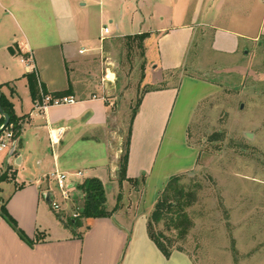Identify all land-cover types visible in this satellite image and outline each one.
<instances>
[{
	"label": "crops",
	"instance_id": "1",
	"mask_svg": "<svg viewBox=\"0 0 264 264\" xmlns=\"http://www.w3.org/2000/svg\"><path fill=\"white\" fill-rule=\"evenodd\" d=\"M112 1L0 0V14L8 12L14 24L11 32L3 20L0 23V83H10L3 92L16 114L25 116L22 143L14 150L0 151V170L8 167L15 172L14 179L0 181V198L8 199V211L36 240L33 245L24 241L0 215V264H194L184 251L166 257L150 238L147 222L158 193L147 198V206L143 203L146 186L155 176L164 172L167 183L176 171L193 169L200 156L198 150L197 160L193 157L195 148L190 145V161L167 172L173 136L166 137L180 87L169 79L161 88L154 84L145 92L132 124L127 179L121 182L123 137L113 146L110 91L103 82L93 84L88 73L98 69L95 58L104 60L108 37L144 33L146 39L157 41L158 57L149 62L161 73L158 84L173 72L197 65V58L190 60V56L198 44L208 43L213 54L230 59L246 46L264 47V0H118L121 20L114 28L101 25L105 20L114 23L109 7L105 9ZM104 27L109 33H104ZM22 58L32 62L26 64ZM32 71L48 94L54 97L71 88L69 96L76 102L41 109L44 95L41 102L34 101L25 77ZM105 71L110 75L111 68ZM58 130L54 142L50 133ZM80 143L88 144L85 156L77 154ZM55 169L70 174L83 170L84 178L101 179L108 209L116 207L120 195L122 206L107 217L84 218L80 226L59 225L50 198L54 182L49 174ZM84 178L73 177L71 183L77 186ZM141 181L144 192L136 196L142 191L135 188ZM109 186L114 195L111 206Z\"/></svg>",
	"mask_w": 264,
	"mask_h": 264
},
{
	"label": "rangeland",
	"instance_id": "2",
	"mask_svg": "<svg viewBox=\"0 0 264 264\" xmlns=\"http://www.w3.org/2000/svg\"><path fill=\"white\" fill-rule=\"evenodd\" d=\"M107 8L114 23L105 20L101 25L114 28L121 20V3L113 0L111 5H105ZM1 21L11 32L14 30L8 12L0 14ZM99 26L97 20V30ZM108 38L104 60L97 57L93 61L99 70L95 68V73L88 76L93 84L103 82L110 91L113 146L122 135L125 149L131 115L139 98L154 84L161 88L174 79L171 82L177 83L180 93L166 137L173 136L167 172L186 165L193 155L197 160L200 151L197 165L181 174L182 183L197 191L196 200L187 208L193 226L183 239L177 237L175 230L168 234L194 264H264V47L257 43L246 46L237 58L230 59L213 54L208 43L198 44L190 56V60L197 58V65L173 72L158 84L156 79L161 73L154 71L149 62L158 57L157 41L146 39L141 47L137 39ZM107 67L115 73L108 74L114 82L102 80ZM72 74L75 77L76 73ZM190 145L195 148L191 156ZM78 147L82 148L78 155L89 153L87 143ZM3 173L12 172L7 167L6 171L0 170V176ZM163 174L146 186L143 203L149 204L147 198L155 193L157 202L167 184ZM177 174L180 173L173 175ZM137 187L142 191L135 195L140 196L144 183L139 182L136 190ZM52 188L55 199L61 202L56 183ZM108 188L111 206L114 195ZM71 197L68 210H53L59 225H69L83 206L84 196L78 186L73 187ZM122 203L121 196L118 208ZM161 228L165 226L162 224Z\"/></svg>",
	"mask_w": 264,
	"mask_h": 264
},
{
	"label": "trees",
	"instance_id": "3",
	"mask_svg": "<svg viewBox=\"0 0 264 264\" xmlns=\"http://www.w3.org/2000/svg\"><path fill=\"white\" fill-rule=\"evenodd\" d=\"M128 39H137L139 46L143 47V42L147 37V34H136L134 36H126ZM12 52H15L13 47H10ZM28 86L34 101H42V95H47V91L44 85L39 80L36 71L26 73ZM5 86H11L10 83H0L1 98L0 103L6 114L10 116L8 124L4 127V130H0V136L5 130H11L14 135V139L17 141V145L22 143V131L25 122V116H18L16 114L13 102L3 92ZM14 90V89H12ZM71 94V88L57 92L54 97L61 98L69 96ZM142 96L139 98L136 106L133 109L130 125L128 129V136L125 143V149L120 157V181L127 179V166L130 152L132 124L134 118L139 110L142 102ZM5 117H0V127L4 125ZM182 173L173 175L169 178L164 190L161 192L157 202L155 203L147 222V229L150 238L156 243L158 248L164 253L166 257H170L173 251H184L181 246L176 245V239L170 236L168 232L172 230L177 231V237L183 239L187 236L190 229L193 226V221L187 211V208L193 205L197 198V191L191 189L185 183H182ZM9 178H15V172L11 175L3 173L0 176V181L8 180ZM84 195L83 206L76 217H73L70 224L67 226L76 227L80 226L83 218L90 217H107L118 209V203L116 207L110 211L107 207L106 189L101 179L96 177L85 178L84 181L77 185ZM121 195L118 198V202ZM8 199L0 198V215L10 224V226L18 233V235L30 245H33L36 240L31 239L20 228L17 220L11 215L7 208ZM62 218V215L59 214ZM165 226V229L161 228V225ZM185 252V251H184Z\"/></svg>",
	"mask_w": 264,
	"mask_h": 264
},
{
	"label": "built area",
	"instance_id": "4",
	"mask_svg": "<svg viewBox=\"0 0 264 264\" xmlns=\"http://www.w3.org/2000/svg\"><path fill=\"white\" fill-rule=\"evenodd\" d=\"M104 33H109V28L104 27L103 28ZM104 37H102V40ZM22 62L26 64H30L32 62V59L30 58H22ZM109 72L106 73V77L103 78L105 81L110 80L108 77ZM76 99L73 96H65L61 98H56L51 96L50 94H47L43 97V103L40 105L41 109H46L50 105H60V104H70V103H75ZM0 129L4 130V125H1ZM61 133V130H58L57 132L53 133L51 132V138L54 142L57 141L58 135ZM17 146V141L14 139L13 132L11 130H5L3 134L0 136V151H3L7 148H12L14 150ZM82 178L84 177L83 171H77L75 173H68L64 171H60L59 169H55L49 174V178L51 181L56 183L60 194L62 196V201L59 202L55 199V194L51 192L50 198H51V206L54 210L56 211H64L67 209L69 206V202L72 199L71 197V191L73 187L75 186L74 183H71V178ZM78 213H75L74 216H77Z\"/></svg>",
	"mask_w": 264,
	"mask_h": 264
},
{
	"label": "water",
	"instance_id": "5",
	"mask_svg": "<svg viewBox=\"0 0 264 264\" xmlns=\"http://www.w3.org/2000/svg\"><path fill=\"white\" fill-rule=\"evenodd\" d=\"M0 98H1V90H0ZM0 113L5 117V123H4V127H5L10 120V116L4 112V110L1 106V103H0ZM0 130H2V129H0Z\"/></svg>",
	"mask_w": 264,
	"mask_h": 264
}]
</instances>
